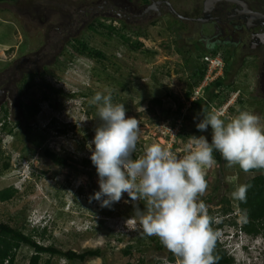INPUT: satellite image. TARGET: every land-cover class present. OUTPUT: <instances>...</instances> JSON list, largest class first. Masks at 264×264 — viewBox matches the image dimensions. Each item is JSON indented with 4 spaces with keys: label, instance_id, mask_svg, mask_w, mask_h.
<instances>
[{
    "label": "rangeland",
    "instance_id": "1",
    "mask_svg": "<svg viewBox=\"0 0 264 264\" xmlns=\"http://www.w3.org/2000/svg\"><path fill=\"white\" fill-rule=\"evenodd\" d=\"M155 3L158 10L145 13ZM202 3H0V91H4L0 96V191L10 187L17 190L10 201L0 202V223L33 234L44 246L102 252V257L84 262L44 254L41 264H172L169 251L157 237L145 236L133 215V205L144 208L143 201L133 202L127 193L110 208L89 201L99 186L88 145L101 123L91 98L107 89L112 102L123 104L126 115L137 120L139 139L133 158L154 143L183 155L196 121L193 116L177 118V100L183 104L185 115L194 96L200 98L204 93V88H199L203 81L193 88L191 66L195 61L203 63L205 57H220L224 66L230 54L219 46L207 49L205 38H213V25L190 20L199 16ZM78 43L99 50L104 59L79 54L74 47ZM231 62L226 79L232 82L231 87L220 90L209 111L230 104L223 118L231 119L247 110L257 114L264 126V93L257 82V68L247 66L239 55ZM28 99L37 101L41 108L29 120L22 107ZM202 134L210 138V130ZM45 150L70 158L71 165L53 164ZM252 177L253 173L237 165L228 167L222 158L206 169L207 189L199 197L213 212L215 224L225 221L217 230V238L233 257V264H264L263 241L243 229L239 232L244 216L231 197ZM225 199L232 208L227 216L220 213ZM31 254L32 250L22 246L15 264H28Z\"/></svg>",
    "mask_w": 264,
    "mask_h": 264
},
{
    "label": "clouds",
    "instance_id": "2",
    "mask_svg": "<svg viewBox=\"0 0 264 264\" xmlns=\"http://www.w3.org/2000/svg\"><path fill=\"white\" fill-rule=\"evenodd\" d=\"M91 103L97 106L101 123L88 145L99 186L89 201L110 208L127 193L131 201L144 202V208L133 205L143 234L157 237L178 258L177 264H217L213 251L218 233L210 226L212 217L206 204L199 199L207 189L206 169L216 163L214 152L228 167L237 165L244 172L264 169L260 117L241 110L225 119L217 111L202 110L195 127L200 133L210 130V138L189 136L183 155L154 143L133 158L139 139L137 120L126 115L123 104L112 102L107 89L96 92ZM247 189V185H240L231 197L244 202ZM255 237L264 244L261 234ZM244 247L249 249V245Z\"/></svg>",
    "mask_w": 264,
    "mask_h": 264
},
{
    "label": "trees",
    "instance_id": "3",
    "mask_svg": "<svg viewBox=\"0 0 264 264\" xmlns=\"http://www.w3.org/2000/svg\"><path fill=\"white\" fill-rule=\"evenodd\" d=\"M13 0H0V3L8 2ZM128 41V39H127ZM78 42V41H77ZM76 51L91 59H104L103 53L99 50L90 48L85 44L78 43L74 46ZM208 52V51H207ZM207 52H203V54H207ZM212 56V54H211ZM192 74L191 78L194 79L193 88L198 86L204 79L206 73V65L203 63H199L197 61L191 66ZM228 67L225 70V75L223 77L217 78L212 83L204 88L203 96L194 99L189 108L186 109L185 115L182 114L183 104L178 102L177 109V118H187L188 116H196V123L199 122L201 117V112L203 110L204 113L209 112L211 102L219 96V92L223 88L231 87L232 82H228L227 79ZM28 87V83H27ZM49 92H52L51 89H48ZM192 93L188 94V99H191ZM47 98V96H45ZM158 104H161V101H157ZM25 110V118L27 120L36 117L41 108L37 101L32 99H28L24 102L22 106ZM7 110H5L6 112ZM7 125H5L6 127ZM60 133H65V130H58ZM194 135H200L199 131H197L195 125L193 129ZM44 155L49 158L53 164L58 165L60 167H69L70 158L62 157L52 152L50 150H45ZM215 160L222 161V156L218 152H214ZM5 168H9V163L5 164ZM248 173H253L254 177L250 178L245 185L248 186L246 192V199L244 202L236 201V205L239 212L244 216V223L239 227V230L243 229L246 233L252 236H257L261 234L264 236V169H252L249 170ZM17 194V190L13 187L6 188L0 191V202L10 201ZM224 207L221 209L220 213L223 216H227L231 213L232 208L230 206V201L225 199L223 200ZM210 217H212L211 227L217 232L218 229L222 227V223L225 221L219 222L218 224L214 223V216L211 210L208 211ZM237 215V213H236ZM233 225H236L235 222H232ZM46 228L42 230L41 236L45 234ZM35 233H38L35 231ZM22 246L28 247L32 250V254L29 258L28 264H41L42 256L44 254L49 257H58L65 259L68 262H84L90 258H100L102 257V252L99 249H87L82 252H76L73 250H61L56 246L49 245L44 246L37 242L34 238L33 234H25L22 230L13 228L7 223H0V264H15L16 257L18 251ZM213 255L218 257L217 264H233L234 259L228 253L224 244L219 242L218 238L216 240L215 248L213 251ZM169 263L175 264L178 260L171 252L168 254Z\"/></svg>",
    "mask_w": 264,
    "mask_h": 264
},
{
    "label": "flooded vegetation",
    "instance_id": "4",
    "mask_svg": "<svg viewBox=\"0 0 264 264\" xmlns=\"http://www.w3.org/2000/svg\"><path fill=\"white\" fill-rule=\"evenodd\" d=\"M157 5H150L145 13L158 10ZM190 20L213 25V38H205L207 49L213 50L219 46L230 52L226 57L228 63L224 65L223 76L227 67L229 76L231 61L239 55L247 66L257 68V82L264 93V0H203L199 16ZM195 46H199L198 41ZM3 93L0 91V96Z\"/></svg>",
    "mask_w": 264,
    "mask_h": 264
},
{
    "label": "built area",
    "instance_id": "5",
    "mask_svg": "<svg viewBox=\"0 0 264 264\" xmlns=\"http://www.w3.org/2000/svg\"><path fill=\"white\" fill-rule=\"evenodd\" d=\"M203 61L207 67V71H206L207 73H206L205 78L203 79V82H202L203 85L199 86V88L200 87L205 88L206 86H208L210 83H212L217 78L222 77L223 76V70H224L222 59L220 57L219 58L218 57L213 58V59L210 57H205ZM194 99H198V98H196V95L194 96L193 100ZM229 105L230 104H226L225 106H222L218 109H214V111L219 112L221 116L225 115Z\"/></svg>",
    "mask_w": 264,
    "mask_h": 264
}]
</instances>
